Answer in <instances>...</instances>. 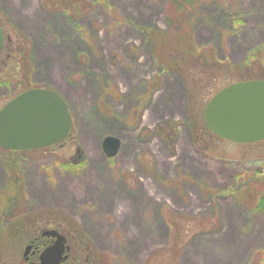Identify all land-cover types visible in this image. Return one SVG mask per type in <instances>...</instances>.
<instances>
[{
    "label": "rangeland",
    "instance_id": "1",
    "mask_svg": "<svg viewBox=\"0 0 264 264\" xmlns=\"http://www.w3.org/2000/svg\"><path fill=\"white\" fill-rule=\"evenodd\" d=\"M168 3L0 0L7 53L0 57V107L27 88L48 87L73 117L62 143L0 148V225L15 229L9 247L0 243V264H31L24 251L54 226L46 217L75 243L84 235L86 264H146L170 240L169 216L188 223L175 264H249L264 248V209L234 191L243 185L239 174L263 168L264 145L208 135L199 108L208 88L197 95L192 78L161 66L147 29L169 28ZM236 4L243 19L237 25L227 0H201L189 20L197 47L240 66L264 43V0ZM107 135L120 139L115 155L103 148ZM6 157L20 165L15 184Z\"/></svg>",
    "mask_w": 264,
    "mask_h": 264
},
{
    "label": "water",
    "instance_id": "2",
    "mask_svg": "<svg viewBox=\"0 0 264 264\" xmlns=\"http://www.w3.org/2000/svg\"><path fill=\"white\" fill-rule=\"evenodd\" d=\"M4 38L0 22V52ZM205 121L214 132L235 142L264 139V79L236 80L220 88L206 104ZM72 125V113L61 93L48 87H30L0 107V146L28 149L51 145L66 138ZM119 147L117 136L104 137L103 148L108 155H115ZM42 234L53 236L54 241L40 251L35 264L65 261L70 248L66 235L56 227L45 228ZM32 247L33 242L26 245V258Z\"/></svg>",
    "mask_w": 264,
    "mask_h": 264
},
{
    "label": "trees",
    "instance_id": "3",
    "mask_svg": "<svg viewBox=\"0 0 264 264\" xmlns=\"http://www.w3.org/2000/svg\"><path fill=\"white\" fill-rule=\"evenodd\" d=\"M61 1V0H60ZM168 7H167V16L169 19V28L166 30H155L151 27H149L148 35H149V41L154 46V49L157 50V60H159L161 66L165 69H178L180 70L186 77L189 79L192 78L191 83L193 84L192 90L196 91L197 95H199L200 88H208L209 91H206L209 93L208 97H205V100H202V103L199 104V108L201 110V114L203 117V124L204 129L207 132L208 135L212 136L214 139H227L216 132H214L209 126L206 124L205 121V107L209 99L223 86L226 84L236 81V80H243V79H250V78H263L264 79V64L262 61V55L264 53V43L252 48L250 53H248L247 59L242 62V65H235L229 63L225 59H220L216 53L214 52L213 48H209L208 46L203 47H197L193 40V33L192 28L190 27V20H189V14L192 11L196 10L197 5L200 4L201 0H168ZM231 1L232 4H234V8L236 10H231L230 17L234 21L235 25L238 23L243 22L242 19V13L239 12V9L235 6L238 3V0H227ZM234 2V3H233ZM71 4V3H69ZM60 5V4H59ZM78 8V3L73 6ZM5 50H2L0 52V57H3L5 55ZM164 55L167 56V58H164ZM188 61L191 65H194V75H190L191 72L188 69ZM21 63V59H19L18 64L15 66V69H18V66ZM4 66V63L2 64ZM243 67V69L247 68L250 69L249 74H244L242 76H232L235 74L237 68ZM5 68V67H4ZM1 73V72H0ZM215 84V85H214ZM201 92V91H200ZM194 99L195 94L191 95ZM198 104V102H196ZM70 135V134H69ZM68 137L63 139L62 141L58 143H62L65 141ZM228 140V139H227ZM230 140V139H229ZM243 143L248 147L255 146L260 147L261 145H264V139L258 140V141H252V142H238ZM54 143L53 145H55ZM3 150H7L0 146ZM15 150V149H14ZM31 150V149H26ZM13 151V150H12ZM16 151V150H15ZM5 162H7V167L9 170V174L11 175L12 179L14 180L17 178V175L19 173L20 165L17 164L16 160H13L12 157H6ZM240 176L242 175L243 185L237 184L234 188V191L244 200H246L254 209L258 211V209H264V165L263 168L260 170H254L250 171V169L243 171ZM250 176L257 178L254 180L250 179ZM245 180V181H244ZM247 181V183H246ZM245 182V183H244ZM254 182L253 185L250 183ZM257 183V184H255ZM18 186V185H17ZM19 187V186H18ZM18 187H15L17 191H20ZM0 198H2L0 196ZM9 200V198H8ZM1 208V203H0ZM0 211V222L3 219V215ZM47 222L45 223H52L54 226H56L58 229L60 228V223H57L55 218H45ZM167 220L172 225V232L170 240L168 241V244L165 246L158 248L155 250L152 254H150L146 260V264H159L162 261V257H165L166 255L170 256L172 260H170L171 264L172 262L175 264L176 260L179 259L182 247L186 243V233H188V227L186 221L182 224L178 223V220L176 221L173 217H167ZM185 220V219H183ZM78 227V225H76ZM72 228V230L65 226V228H68V232L71 233L74 230H80L79 228ZM191 229V228H190ZM63 230V229H62ZM15 229L8 226H1L0 225V240L1 237H6L7 241L6 243L1 244H7L8 240L13 236ZM84 236V235H82ZM80 237V239L77 241V243L74 244L73 250L71 251L70 260H72V263L69 262L67 264H81L85 259V251L82 246L86 242L84 240V237ZM89 245V243H88ZM9 247V244H7ZM84 247V246H83ZM22 264V263H21ZM27 264V263H24ZM249 264H264V248L261 250H256L250 259Z\"/></svg>",
    "mask_w": 264,
    "mask_h": 264
},
{
    "label": "flooded vegetation",
    "instance_id": "4",
    "mask_svg": "<svg viewBox=\"0 0 264 264\" xmlns=\"http://www.w3.org/2000/svg\"><path fill=\"white\" fill-rule=\"evenodd\" d=\"M53 227H56V226H53ZM57 228V227H56ZM58 229V228H57ZM61 232L63 231L62 229H59ZM65 230H68V228H65ZM65 235H66V237H67V244H69L70 245V248H69V250H66V253H68V258L65 260V261H63L62 263H60V264H67V263H69V262H71L72 263V260H70V256H71V251L73 250V246H74V244H75V242L73 241V238L69 235V234H67V233H65V232H63ZM41 238H46L47 239V241L46 240H42L41 241ZM48 240H50V241H48ZM40 241V243H38ZM52 241H54V237L53 236H49V235H43L42 234V232H41V234L40 235H37L35 238H34V240H33V247H35L33 250H32V252H31V256L29 255V257H28V259L25 257V259L27 260V261H29V263L31 262V264H35L34 262H37V261H39V253H40V251H41V247L47 242H49V243H51ZM48 243V244H49ZM47 244V245H48ZM31 257H34V260L33 259H31L30 260V258ZM87 258L88 257H86L85 259H86V261H87ZM86 261H84L83 262V264H86ZM65 262V263H64ZM27 263V262H26Z\"/></svg>",
    "mask_w": 264,
    "mask_h": 264
}]
</instances>
